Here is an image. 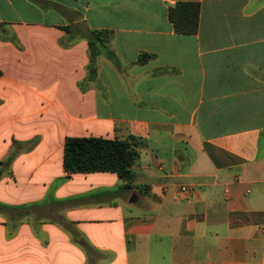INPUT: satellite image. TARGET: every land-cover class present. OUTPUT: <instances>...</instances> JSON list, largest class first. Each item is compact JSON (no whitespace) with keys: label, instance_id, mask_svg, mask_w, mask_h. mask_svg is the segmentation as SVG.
Listing matches in <instances>:
<instances>
[{"label":"crops","instance_id":"1","mask_svg":"<svg viewBox=\"0 0 264 264\" xmlns=\"http://www.w3.org/2000/svg\"><path fill=\"white\" fill-rule=\"evenodd\" d=\"M91 137L131 188L67 175ZM0 264H264V0H0Z\"/></svg>","mask_w":264,"mask_h":264},{"label":"trees","instance_id":"2","mask_svg":"<svg viewBox=\"0 0 264 264\" xmlns=\"http://www.w3.org/2000/svg\"><path fill=\"white\" fill-rule=\"evenodd\" d=\"M200 8L197 4H178L169 13L178 34L192 35L199 28ZM97 38L102 33L93 32ZM103 42V41H102ZM153 56L143 53L140 63ZM138 143L134 138L107 140L103 138H67L64 168L68 176L80 173H116L129 189L134 180V170L139 160ZM10 161L12 160L9 159Z\"/></svg>","mask_w":264,"mask_h":264},{"label":"built area","instance_id":"3","mask_svg":"<svg viewBox=\"0 0 264 264\" xmlns=\"http://www.w3.org/2000/svg\"><path fill=\"white\" fill-rule=\"evenodd\" d=\"M181 191H182V192H188V191H190V188H188V187H183V188L181 189Z\"/></svg>","mask_w":264,"mask_h":264}]
</instances>
